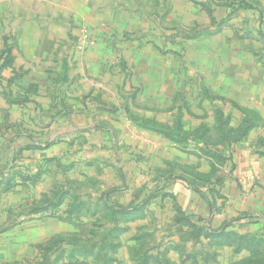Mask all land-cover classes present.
Here are the masks:
<instances>
[{"label": "rangeland", "instance_id": "obj_1", "mask_svg": "<svg viewBox=\"0 0 264 264\" xmlns=\"http://www.w3.org/2000/svg\"><path fill=\"white\" fill-rule=\"evenodd\" d=\"M148 3L74 35L84 94L0 109L2 264H264V0Z\"/></svg>", "mask_w": 264, "mask_h": 264}, {"label": "crops", "instance_id": "obj_2", "mask_svg": "<svg viewBox=\"0 0 264 264\" xmlns=\"http://www.w3.org/2000/svg\"><path fill=\"white\" fill-rule=\"evenodd\" d=\"M135 8H150V4L148 0H0V49L11 45L5 52L8 69L3 72L9 81L5 95L11 101L0 96V109L7 108L10 113L18 109L23 117L22 112L43 108L42 95L47 89L53 96L44 99L45 103L55 107L61 85H57L58 77H69L71 90L84 94L86 86L76 79L87 76L84 62L91 52L81 60L79 54H68L74 35L81 27L129 29ZM101 39L99 44L104 42Z\"/></svg>", "mask_w": 264, "mask_h": 264}]
</instances>
